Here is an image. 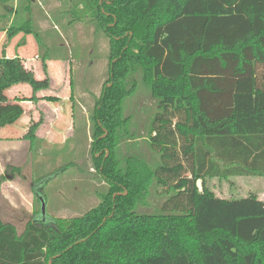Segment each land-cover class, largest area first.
Returning a JSON list of instances; mask_svg holds the SVG:
<instances>
[{
  "label": "trees",
  "instance_id": "obj_1",
  "mask_svg": "<svg viewBox=\"0 0 264 264\" xmlns=\"http://www.w3.org/2000/svg\"><path fill=\"white\" fill-rule=\"evenodd\" d=\"M12 1L0 0L4 14L17 13ZM88 6L108 41V82L90 117L107 194L80 217L27 224L20 235L0 221V264H264V202L221 199L207 185L230 177L264 182V0ZM135 73L156 100L148 144L158 159L145 173L169 195L156 214L134 212L142 172L130 165L124 172L115 157ZM24 82L32 91L45 87L18 61L0 60V128L23 113L2 104L4 91Z\"/></svg>",
  "mask_w": 264,
  "mask_h": 264
},
{
  "label": "rangeland",
  "instance_id": "obj_2",
  "mask_svg": "<svg viewBox=\"0 0 264 264\" xmlns=\"http://www.w3.org/2000/svg\"><path fill=\"white\" fill-rule=\"evenodd\" d=\"M90 3L30 0L19 6V0H13L17 13L0 10V60L18 61L36 81L45 83L30 98L14 92L17 102H31L33 108L26 112L22 108L17 120L0 128V221L12 225L18 235L27 224L49 226L57 218L80 217L107 194L108 185L93 161L100 154L92 150L90 117L108 82V41L96 29ZM26 22L28 28L19 29ZM22 47H32L33 52L20 55ZM6 50L13 52L10 58ZM133 85L132 94L122 101L115 157L124 172L129 165L142 172L143 190L134 212L156 214L169 197L145 173L158 159L148 144L156 100L139 73L128 78L126 88ZM8 100L5 95L2 104ZM24 114L28 122L23 131L15 132L13 126H20ZM207 185L221 199L255 196L264 202V182L259 177L213 178Z\"/></svg>",
  "mask_w": 264,
  "mask_h": 264
},
{
  "label": "crops",
  "instance_id": "obj_3",
  "mask_svg": "<svg viewBox=\"0 0 264 264\" xmlns=\"http://www.w3.org/2000/svg\"><path fill=\"white\" fill-rule=\"evenodd\" d=\"M2 36H3V34H2ZM20 55H24V54H29V53H31V52H33V49H32V47H31V49L30 50H27V48L26 47H22V49H20ZM10 54H13V52L12 51H9V50H6V53H5V55L7 56V58H10L11 57V55ZM14 92H16V94L19 92V93H21V94H24V93H26V94H29V96H26V98H30V95L32 94V90H31V88L29 87V86H22V84H18V85H16V86H12L11 88H9L8 90H6L5 92H4V94L7 96V99H9L8 100V104H17V105H19L21 108H23L24 109V111L26 112V111H28V110H30V108L32 109L33 108V103H31V102H17L16 100H15V98L13 97V94H14ZM4 95V96H5ZM15 96V95H14ZM25 115V116H24ZM21 118H20V120H19V124H20V126L18 125L17 127H15V126H13L16 130H15V132H19V131H23V127L25 126V124H27V116H26V114H24ZM29 118V117H28ZM28 120H30V119H28ZM23 126V127H22ZM9 144H11V143H9Z\"/></svg>",
  "mask_w": 264,
  "mask_h": 264
},
{
  "label": "water",
  "instance_id": "obj_4",
  "mask_svg": "<svg viewBox=\"0 0 264 264\" xmlns=\"http://www.w3.org/2000/svg\"><path fill=\"white\" fill-rule=\"evenodd\" d=\"M42 213H43V208H42ZM48 264H51V262L49 261V263Z\"/></svg>",
  "mask_w": 264,
  "mask_h": 264
}]
</instances>
